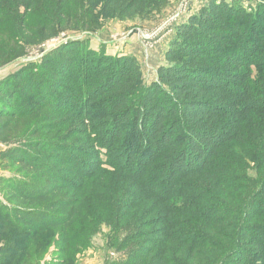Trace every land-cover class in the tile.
<instances>
[{"label":"trees","instance_id":"obj_1","mask_svg":"<svg viewBox=\"0 0 264 264\" xmlns=\"http://www.w3.org/2000/svg\"><path fill=\"white\" fill-rule=\"evenodd\" d=\"M166 1L0 0V69ZM0 144V264H74L103 222L139 241L109 264H264V0H205L149 83L60 43L0 80Z\"/></svg>","mask_w":264,"mask_h":264},{"label":"rangeland","instance_id":"obj_2","mask_svg":"<svg viewBox=\"0 0 264 264\" xmlns=\"http://www.w3.org/2000/svg\"><path fill=\"white\" fill-rule=\"evenodd\" d=\"M204 1L167 0L161 9L153 12L147 19L118 20L112 15H107V17L101 19L100 25L94 30L60 31L52 38L45 39L35 45L26 46L23 57L0 69V80L24 63L38 60L46 51L60 43L86 38L92 49H102L111 56L134 55L140 65L143 81L149 83L155 79L156 68L163 62L164 50L174 34L176 25H173L171 31L163 30L157 33L156 36H151V34L176 11L183 8L185 18L188 14L196 11ZM32 24H35V21ZM82 157L84 156L82 155ZM14 172V170H2L0 167V178L19 177L16 174L14 175ZM249 173L254 176V169H250ZM2 194L0 191V198L5 201ZM124 235V231L115 234L110 225L103 222L91 236L88 247L76 255L74 264H109L126 260L131 247L134 244L137 245L139 241L132 240L127 248H122ZM55 259H57L55 254L46 255L45 264H52Z\"/></svg>","mask_w":264,"mask_h":264},{"label":"built area","instance_id":"obj_3","mask_svg":"<svg viewBox=\"0 0 264 264\" xmlns=\"http://www.w3.org/2000/svg\"><path fill=\"white\" fill-rule=\"evenodd\" d=\"M185 1H187V0H185ZM188 1H190V0H188ZM183 14H185L184 12H183V8L182 9H180V10H178V11H176L168 20H166L154 33H152L151 34V36H156L157 35V33H160L161 31H163V30H170L171 31V29H172V27H173V25H177L178 23H180L181 22V19H183L184 18V15ZM150 35H149V37H151ZM3 148V145L2 144H0V149H2Z\"/></svg>","mask_w":264,"mask_h":264},{"label":"crops","instance_id":"obj_4","mask_svg":"<svg viewBox=\"0 0 264 264\" xmlns=\"http://www.w3.org/2000/svg\"><path fill=\"white\" fill-rule=\"evenodd\" d=\"M188 15H189V14H188ZM186 17H187V16H186ZM125 54H126V52H125ZM133 56H134V55H133ZM160 64H162V63H160ZM160 64H159V65H160ZM159 65H158V66H159Z\"/></svg>","mask_w":264,"mask_h":264}]
</instances>
